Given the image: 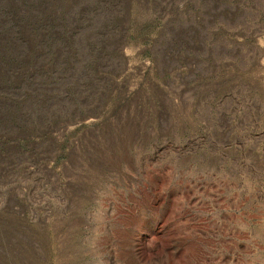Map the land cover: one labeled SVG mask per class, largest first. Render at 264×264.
I'll return each instance as SVG.
<instances>
[{
	"label": "rangeland",
	"instance_id": "374dc122",
	"mask_svg": "<svg viewBox=\"0 0 264 264\" xmlns=\"http://www.w3.org/2000/svg\"><path fill=\"white\" fill-rule=\"evenodd\" d=\"M0 264H264V0H0Z\"/></svg>",
	"mask_w": 264,
	"mask_h": 264
}]
</instances>
